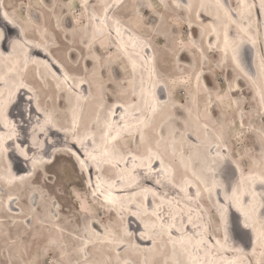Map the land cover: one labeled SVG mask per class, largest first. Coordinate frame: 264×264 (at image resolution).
<instances>
[{"label": "snow or ice", "instance_id": "1", "mask_svg": "<svg viewBox=\"0 0 264 264\" xmlns=\"http://www.w3.org/2000/svg\"><path fill=\"white\" fill-rule=\"evenodd\" d=\"M131 7L132 14L145 23L148 21L140 13L141 8L161 11L154 12L159 23L152 21L151 31L144 39H135L131 50L122 42L116 44L117 53L131 65L132 79L123 82L127 87L112 75L111 56L91 50L98 36L102 49L104 38L119 39L122 31L130 32L122 23L131 18L129 6L125 0H81L79 14L86 15L93 28L86 44L94 61L92 74L103 71L107 75V81L99 77L97 114L91 122L81 125L73 110L70 125L65 127L53 110L42 108L37 101L34 108L29 104L24 109L25 128L9 116L8 109L21 89L32 91L23 78L17 77L27 72L30 62L44 63L29 55L31 49L41 46L26 36L23 24L12 16V5L0 0V19L6 22L5 27H0V66L9 69L0 74V264H264V41L257 47L261 34L250 33V24L239 25L237 19L242 17L233 18L226 0H215L214 7L223 10L238 31L229 39L228 26L224 27L217 67L228 65L231 73L226 77L224 94L216 89L215 100L212 89L204 86L205 112L213 102L222 105L230 98L240 80L252 89V99L257 104L247 114V122L245 111L239 107L238 121L234 116L227 123L221 120L210 126L205 120L199 125L200 131L188 133L195 135V143L189 142L185 151V133L178 140L179 130L170 124L165 134L157 118L165 109L174 112L178 107L189 116L195 109L199 116L200 81L209 58L202 47L198 58L191 52L197 48L196 41L180 38L179 25L193 14L198 17L206 5L203 0H158L157 4L144 0ZM243 7L250 11L255 5L245 3ZM260 9L264 10V0ZM11 29L17 30L14 36ZM160 36L171 54V71H158L155 53L146 51ZM245 45L251 46V58ZM183 51L193 55L190 64L181 65ZM44 66L51 69L55 64ZM138 68L141 71L137 79ZM193 79L196 91L189 93L185 89L181 95L187 103L177 105L172 92ZM56 80V87L69 93V100L73 90L86 82L68 71H61ZM106 82L115 85L113 92L117 96L108 105L104 102ZM158 87L169 90L167 99L157 98ZM81 98L87 99L77 96V100ZM253 114L259 117L258 125L251 119ZM117 115L119 119H112ZM177 119L168 116L169 121ZM54 132L64 133L62 145L52 142ZM242 143L244 146L239 147ZM57 154L72 158L79 174H88L86 192L76 196L79 211L84 213L82 226L79 216L62 219L56 211L60 205L53 196L63 178L54 181L46 166ZM13 155L23 157L29 165L25 174L13 170ZM149 180L152 187L142 182ZM53 184L55 187L50 188ZM37 194L40 204L32 199ZM21 200L30 202L29 212L17 207ZM41 204L44 207L37 213ZM93 204L102 210L101 215L92 210ZM107 213H115L116 222L109 217L105 223ZM233 214H237L235 222ZM128 217L143 225L139 239L151 242L147 249L136 243L135 234L127 226ZM234 224L241 230L239 239L247 238L248 245L235 242ZM141 253L151 254V259L147 255L143 260L135 259Z\"/></svg>", "mask_w": 264, "mask_h": 264}, {"label": "rangeland", "instance_id": "2", "mask_svg": "<svg viewBox=\"0 0 264 264\" xmlns=\"http://www.w3.org/2000/svg\"><path fill=\"white\" fill-rule=\"evenodd\" d=\"M227 1L230 5L229 9L234 12V14L237 16L236 19L238 17H242L240 19H237V22L242 24V26H248L250 24L251 27L248 29L249 32L256 33L259 31L260 34L262 33L264 41V19H262V16L264 17V10L260 9L261 0H245V2L244 0ZM143 2L144 0H125V3L129 6L128 12L129 17L131 18H125L124 21H122L127 26L133 28L142 39H144L145 35L151 31L153 27L152 21L159 23V17L154 15V12L161 11L158 8L152 10L141 8L140 13L145 17L148 22L145 23L143 21H140L137 17L132 14L131 6ZM151 2L153 4H157L158 0H151ZM193 2L198 3L199 0H193ZM203 2L205 3L206 7L202 10H199L198 17L193 14L192 16L187 18L186 22L179 25L180 38L185 39L186 42L189 37L192 40L196 41L197 48L192 49L191 52L196 53L198 58L199 48L202 47L204 49L205 55L209 58V63L205 65L203 69L204 76L201 78L200 81L201 89L199 96V116H197V111L195 109H193L191 116H189L187 112H185L182 108L178 107L177 109H175L174 112H170L169 109H165L164 113H162L157 118L158 123L163 124V131L165 134H167V130L170 124H174L175 128L179 130L176 132V137L178 140L180 138V134L185 133V151H187L189 142L195 143V140L192 139V135L190 136L188 135V133L200 131L201 129L199 128V125L203 124L205 120H207L210 126L213 124L218 125L221 120L227 123L231 121L234 116L238 121L239 116L237 112V107H239V109L245 111V119L247 122V120L249 119L247 114L251 112V110L254 109L257 104V102L252 99V89L250 87H246L245 82L243 80H240L237 81L234 85L233 91L229 94L230 98H226L222 105L213 102L210 106H207V113L205 112L206 105L203 103V99L206 97L207 93L205 91L204 86L206 85L208 89H212L213 100H215L216 89L220 90V95L224 94L228 86V81L226 77H228L231 73V68L228 65H224L222 68L217 67V62L222 56V52L219 51V49L223 48L222 40L224 38V27L225 25H227V30L231 29L232 31V29H236V32L238 31V29L237 26H234V24H232L231 21H229L224 16L223 10H218L214 7L215 0H203ZM80 3L81 0H7L6 2V4L12 5V16L17 21L23 24L27 37H30L33 42L40 44L41 47L46 48L49 52L53 53V56L58 61H60L72 75L82 77L86 81L85 83L80 84L77 87L79 90H77L75 94V104L72 108H70L68 104L67 106H59L60 100H63L64 97L61 96V94L58 93L53 88V86H51L50 84H48V86L44 85V87H42L40 84H38L37 86L38 82L35 79L36 69H33L28 74L29 76L27 77V80L32 85L34 83L33 86H36L37 88L36 92L38 93V101L41 107L53 110L54 113L59 117L60 122L64 124L65 127L70 125L73 116V110H75V116L79 123H81L80 121L82 117H84V120H88H86L85 123H89L94 119L95 115L97 114L98 101L96 98L98 95L99 77L104 76L105 81H107V75L106 72L98 71L97 74L93 76L92 69L94 61L92 58H90L91 52H95L97 55H99V52L103 51L104 53H107L111 56L112 75L117 80L122 82L123 87H127V84L123 83L124 81L132 79L131 65L124 61L122 55L117 53V38L115 36H113L111 39L104 38V46L102 49L100 48L101 38L98 36L90 52L86 44L91 40V33L93 31V28L91 27V24L88 21L86 15L83 17L80 16ZM245 3L248 5L254 4L255 7L251 8L249 11V9L243 7V4ZM258 12L261 13V16ZM202 13H205L209 17L201 18L200 16ZM183 15L187 16L186 13H184ZM217 16H219V19H217ZM57 24H59V27H57ZM0 25L2 27L6 26L1 19ZM11 32L12 35L15 34L14 31L11 30ZM236 32H233V37H235ZM213 34H216V36L212 37ZM240 35L244 36V33H240ZM124 37L126 40L124 39ZM127 37L130 38L127 39ZM121 38L129 47H131V44L135 42V39H137L133 38L132 35H129L127 33L125 35V31H122ZM261 39L262 38L260 35L258 37V47ZM152 43L154 45L153 48L156 51V64L158 71H171L172 58L171 54L164 47L163 36L155 38ZM209 45H212V47L209 48ZM247 53L248 56H250V51H248ZM49 58L52 59V57L48 55L47 58L44 59L45 61L43 62L51 64V62L48 60ZM192 60L193 55L190 53V51H183L180 53L181 65L190 64ZM44 63H41L42 71H49L51 73L50 69L44 66ZM32 74L34 75V77L32 76ZM144 75L145 78H147V73H144ZM53 76L56 79L57 76ZM31 77H33L34 79L32 80ZM138 78L139 74L137 75V79ZM73 83H75V81H73ZM84 84L87 85V94L85 93V91L81 90V87ZM105 87L107 88V93L104 96L105 105L112 104L117 100L116 93L113 92V88L115 87V85L106 82ZM196 87V81L193 79L187 85L175 88V90L172 92V100H174L177 105L186 104V97L184 95H181V93L185 89H187L189 93H194L196 91ZM157 90L161 91V97H164L163 99L168 98L169 90L162 89L159 87L157 88ZM78 95L82 97H87V99H85V103H87V101L91 99V105H88L86 113L85 108H83L84 106L82 107L84 99L81 98L77 100ZM24 96L30 97V95ZM16 101L17 100H15V102ZM29 103V100L28 102L22 100L21 107L16 110L17 112L14 114L15 117H13V119H15L16 121L21 122L25 128H27V124H24V121L27 120V113L24 112V109L29 106ZM35 104L36 101L35 103H33V105ZM66 111L70 113V118L65 116ZM116 111H118V109ZM117 113L119 114V112ZM86 115H88L89 118H87ZM100 115L102 116L103 113L101 112ZM169 115L178 117L179 119L175 121H169ZM118 116L119 115H117V117L114 116L112 117V119L117 120L119 119ZM251 119L253 123L257 125L259 124L258 116L253 114L251 116ZM185 121L187 122V132H185ZM238 127L239 125L237 124V129ZM235 130L236 129H234V131ZM52 135L55 137V140L52 142L62 145L64 133L60 134L54 132ZM193 136L195 137V135ZM243 146V143L239 145V147ZM46 168L50 171V174L52 175L54 181L61 180V177L63 178L61 180V186L56 188V192L53 196V198L60 205V207L56 209V211L59 212L62 219L65 217H72L73 219H75L77 216H79L81 218L80 224L82 226L84 213L79 211V201L76 199V196L86 192V174H79V169L78 166L75 164V161L72 158L63 156L61 154H57L56 157L53 159L52 163L47 165ZM57 173H59V175H57ZM149 186L151 185L149 184ZM49 187H55V184L49 185ZM38 195L32 197V199L36 200L37 203L40 204L41 202L38 199ZM149 196H151V194H149ZM47 203L49 205V210H51V202L49 201ZM30 206V202L26 203L25 200H21L20 205L17 207L21 208L23 212L27 213L29 212ZM43 207L44 205L41 204V207L37 208L36 212L40 213L41 208ZM204 207L208 208V205L205 204ZM92 210L98 216L102 213V210L99 208V206L95 204L92 205ZM109 217L112 218L113 222H116L115 213H107L106 215H104L105 223L108 222ZM232 218L235 222L236 217L234 218L233 216ZM205 219H207V216H205ZM135 230L136 227L134 228V231ZM11 231H14V229H11ZM235 233L233 234L235 242L238 241L239 243H243L244 245H246L244 240L243 242L239 239V234L236 233L235 235ZM134 234L136 235V232H134Z\"/></svg>", "mask_w": 264, "mask_h": 264}, {"label": "bare ground", "instance_id": "3", "mask_svg": "<svg viewBox=\"0 0 264 264\" xmlns=\"http://www.w3.org/2000/svg\"><path fill=\"white\" fill-rule=\"evenodd\" d=\"M7 2V0H4V3H6ZM221 2H224V0H221ZM226 2H227V6L228 7H230V5H229V3H228V1L226 0ZM244 2H245V0H244ZM232 12V11H231ZM233 13V18L234 19H236V15L234 14V12H232ZM258 13H260V12H258ZM240 16V15H239ZM260 16H261V13H260ZM201 18H204V17H209V16H207L205 13H202L201 14V16H200ZM261 18V17H260ZM262 19H264V17L262 16ZM2 20V19H1ZM3 21V20H2ZM262 21V20H261ZM4 22V21H3ZM19 22V21H18ZM5 23V25H6V22H4ZM123 23V22H122ZM237 23H239V22H237ZM264 23V22H263ZM239 25H242V24H240L239 23ZM234 26H237L236 24H234ZM244 26V25H243ZM247 25H245L244 27H246ZM0 27H2L1 25H0ZM125 27H127V28H129L130 29V32H128V31H125V35H126V33L127 34H129V35H132L133 36V38H137V39H141L142 40V38L139 36V34L133 29V28H131V27H129V26H127L126 24H125ZM12 31H14V33L16 34V32H17V30L16 29H11ZM124 32V31H123ZM233 32L235 33L236 32V29H232V31H231V29L230 30H228V34H229V39H233L234 37H233ZM237 33V32H236ZM252 33V32H251ZM14 34V35H15ZM13 35V36H14ZM214 36H216V34H213L212 35V37H214ZM242 36V35H241ZM130 37H127V39H129ZM261 41H263V36H262V33H261ZM124 39H125V37H124ZM224 39V38H223ZM126 40V39H125ZM124 43L126 46H128L124 41H123V39L120 37L119 39L117 38V41H116V44L117 43ZM35 43V42H34ZM129 43V42H128ZM222 44H223V40H222ZM129 47V46H128ZM258 47V46H257ZM130 48V50H131V47H129ZM245 48L247 49V52L248 51H250V56H249V58H251V54H252V49H251V46L250 45H245ZM44 49H46V48H43V47H40L39 49H36V48H33V49H31V51L29 52V55L33 58V59H35V60H39V61H45L44 59H46L47 58V56H48V49H47V52H45L44 51ZM147 51V53H149V54H151V53H155V55H156V51L154 50V48H150V49H147L146 50ZM49 56H51L52 57V59H48L50 62H51V64H55V67H52L51 69H50V71H51V73L49 72V71H42V66H41V64H28V70H27V72L26 73H21L20 74V76H18L17 77V79H20V78H23L24 79V82L28 85V87L29 88H31L32 89V91L31 92H29L28 91V88H24V89H21L20 90V92H19V94L16 96V102L12 105V106H10L9 107V109H8V113H9V116L11 117V118H13V117H15L14 116V114L17 112L16 110H18L20 107H21V102H22V100H24V101H27L28 102V100H29V97H27V96H24V95H30L31 97H33V99L30 101V103L32 104V106L33 107H35V105H33V103H35V101L37 102L38 101V93L36 92V86L34 87L33 85H34V83H33V85L27 80V77L29 76L28 74L33 70V69H36V74H35V79H36V81L38 82L37 83V86H38V84H40L42 87H44V85L45 86H48V84H50L51 86H53V88L58 92V93H60L61 94V96H63L64 98H63V100L61 99L60 100V102H59V106L60 105H64V106H67V104L69 105V107L70 108H72L73 106H74V104H75V99H76V97H75V94H76V92H77V90H79L78 88H75L74 90H73V94L71 95V100H69V93L66 91V90H63L62 88L61 89H58L57 87H56V84H57V80L54 78V76L52 75L53 73H55V76H60L61 75V71H68L65 67H64V65L60 62V61H58L53 55H49ZM38 66V67H37ZM57 69H60V71H57ZM158 70V69H157ZM9 71V69L6 67V66H0V74H4V73H7ZM13 71L15 72L16 71V69H13ZM140 71H141V69H139L138 68V70H137V75L138 74H140ZM69 72V71H68ZM143 72L144 73H147V66H145V68L143 69ZM35 73V72H34ZM70 73V72H69ZM71 74V73H70ZM32 76L34 77V75L32 74ZM33 77H31L32 78V80L34 79ZM30 78V79H31ZM29 79V78H28ZM201 84V83H200ZM39 85V86H40ZM209 85V84H208ZM87 85L86 84H84L82 87H81V90L82 91H85V93L87 94ZM201 89V88H200ZM25 93V94H24ZM82 95V94H81ZM156 95H157V98H159V99H163L164 97H161L162 95H161V91L159 90H157L156 89ZM87 96V95H86ZM92 96V95H91ZM97 99V98H96ZM81 101V100H80ZM91 99L90 100H88L87 101V103H85V99L83 100V104H82V107L83 108H85V113H86V109H87V107H88V105L90 104L91 105ZM29 103V104H30ZM81 104V103H80ZM91 108V107H90ZM91 110V109H90ZM117 112H119V109H118V111ZM88 113V112H87ZM90 113V112H89ZM69 112L68 111H66L65 112V116L66 117H68V118H70L69 117ZM86 117L87 118H89L88 117V115H86ZM117 117V116H116ZM119 117V116H118ZM87 120V119H86ZM86 120H84V117H82V119H81V124H83V123H85L86 122ZM84 121V122H83ZM88 121V120H87ZM60 134H63V132H61ZM191 136V135H190ZM22 139H23V137H22ZM192 139H194L195 140V137L192 135ZM47 150V149H46ZM11 159H12V161H13V170L14 171H18L20 174H25L26 173V170L29 168V165L27 164V162H25L24 161V159H23V157H19L18 155H13V156H11ZM154 167H155V165H154ZM88 174H86L85 176H87ZM92 177H93V179L95 178V174L94 173H92ZM143 182H145L144 184L146 185V186H148V187H151V186H153L152 185V181H143ZM148 184V185H147ZM149 184L151 185V186H149ZM189 191H191V189L189 190ZM115 194H117V195H119V193L117 192V193H115ZM38 195V194H37ZM170 195H171V193H170ZM149 198V201H151V199H152V197L151 196H149L148 197ZM21 209V208H20ZM236 215L237 214H233V216H234V218L236 217ZM127 226H128V229H129V231H131V232H136V235H135V237H134V239H135V241H136V243H139L140 245H141V247L142 248H145V249H147L148 247H150V241H148L147 239H144V240H140L139 239V236H140V234L144 231V229H143V225L136 219V218H134V217H128V220H127ZM136 227V230L134 231V228ZM190 227V226H189ZM234 227H235V231H236V233H238V234H240V232H241V230H240V228H239V226L238 225H234ZM235 233V232H234ZM236 233H235V235H236ZM237 234V235H238ZM238 238V237H237ZM234 240H235V238H234ZM244 241H245V243H246V245H248L249 243H250V241L247 239V238H245L244 239ZM243 241V242H244ZM238 242V241H237ZM236 242V243H237ZM239 243V242H238ZM97 255H99V253L97 254ZM145 255H147L148 256V258L149 259H151V254H149V253H141V255H139V256H137V257H135V259H137V260H143L144 259V256Z\"/></svg>", "mask_w": 264, "mask_h": 264}]
</instances>
